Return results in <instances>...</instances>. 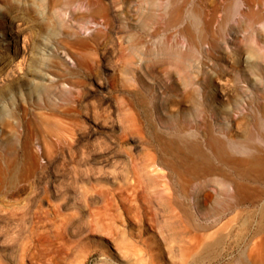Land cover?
I'll return each mask as SVG.
<instances>
[{"label":"rangeland","instance_id":"rangeland-1","mask_svg":"<svg viewBox=\"0 0 264 264\" xmlns=\"http://www.w3.org/2000/svg\"><path fill=\"white\" fill-rule=\"evenodd\" d=\"M87 1L0 0V65L13 58L11 24L28 60L0 73V264H237L263 239L260 206L213 212L214 186L197 187L204 180L170 143L187 135L177 127L189 103L166 47L186 51L187 20L170 27L160 7L142 22L140 0ZM242 36H228L233 50ZM198 57L191 76L210 92L219 67L207 41ZM43 67L45 80L28 73ZM255 71L259 86L231 93L226 123L244 122L249 98L264 96V59ZM41 82L50 97L35 91ZM182 177L195 181L188 197ZM217 232L226 241L209 256Z\"/></svg>","mask_w":264,"mask_h":264},{"label":"bare ground","instance_id":"bare-ground-1","mask_svg":"<svg viewBox=\"0 0 264 264\" xmlns=\"http://www.w3.org/2000/svg\"><path fill=\"white\" fill-rule=\"evenodd\" d=\"M88 1L87 3H90V0ZM140 1L138 14L142 17V22L155 21V11L160 7L163 15L169 14L167 22L169 24L166 25H170V27L187 20L185 31L188 36V46L186 51L182 52L175 46L166 47L172 61L177 63L176 71L180 73V78L186 87L189 103L187 114L190 120L186 118V127L182 124L177 127L178 131L187 135L178 136L175 142L170 141L177 146V151H175L180 154L177 156L180 160L179 163L186 165H183L186 167L184 171L194 176V179L191 177L193 180H204L200 184L197 183V187L214 186L216 200L212 207L213 212L217 214L237 212L240 215L252 211L259 205L260 214L254 236L263 235L264 96L249 98L248 103L254 108L253 111H250L251 114L244 115V122L232 119L231 125L229 122L226 123V119L232 116L228 104V101L233 102L231 93L235 90L245 91L243 85L240 84L251 88L249 83H253V80L256 84L254 86H259L260 79L256 74L255 67L260 60L264 59V3L262 0H243L244 7H246L241 9L242 2L240 0H167V3L163 2L164 4H161L159 0ZM110 24L113 25L112 19ZM14 27L13 24L10 25L11 40L5 44L7 49H12L13 58L10 62L8 59H4L0 65V73L4 72L2 69L7 70V67H11V62L12 64L15 62L13 59L21 58V64L28 61L25 45L23 49H19L22 33ZM113 29L114 27H110L111 32ZM239 32L241 35L243 34L241 45L238 49L233 50L229 46L227 38L229 35H237ZM205 41L209 43L210 52H213L219 67L214 75L206 73L207 81L214 82L212 91L206 93L201 91V89L204 90L203 82L198 78L197 81L191 76L192 70L199 61L198 52L201 43L203 42L204 45ZM24 42L26 43V41ZM228 47L232 54L228 51ZM229 58L234 59L241 68L224 69L220 63ZM243 67L248 69L244 68L243 70ZM45 68L48 69L43 67L42 70L33 72L29 70L28 73L45 80L47 78V74L44 73ZM249 72L253 75L252 77L249 76ZM11 76L12 78L16 77V72L13 71L9 77ZM35 91L49 97L53 94V91L47 88L44 82L39 83ZM229 121L231 120L229 119ZM166 142L165 144H167ZM170 165L173 166V164ZM180 169L178 171L173 167V170L179 175L184 172ZM193 180L184 178V181H180L182 194L186 197L191 192L189 188L194 186L192 182L195 181ZM167 190L170 191V189ZM246 222L248 223V219ZM223 229L225 228L222 227V231H224ZM219 232L216 233V237L215 235L210 236V242L206 241L207 243L203 244L205 253L209 256L218 255L225 244V236ZM237 264H264V236L259 243H252L250 253L247 257L240 256Z\"/></svg>","mask_w":264,"mask_h":264}]
</instances>
